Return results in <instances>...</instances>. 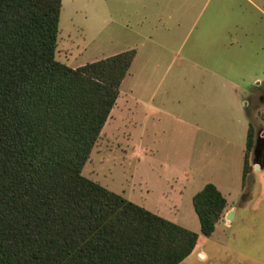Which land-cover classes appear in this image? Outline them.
<instances>
[{
    "label": "rangeland",
    "instance_id": "rangeland-1",
    "mask_svg": "<svg viewBox=\"0 0 264 264\" xmlns=\"http://www.w3.org/2000/svg\"><path fill=\"white\" fill-rule=\"evenodd\" d=\"M59 30L56 60L71 68L136 50L83 176L199 234L208 258L184 264H264L263 199L209 238L191 203L168 194L182 174L215 179L221 162L240 189L235 161L252 125L244 186L264 198V171H254L257 139L264 159V0H62Z\"/></svg>",
    "mask_w": 264,
    "mask_h": 264
},
{
    "label": "trees",
    "instance_id": "trees-1",
    "mask_svg": "<svg viewBox=\"0 0 264 264\" xmlns=\"http://www.w3.org/2000/svg\"><path fill=\"white\" fill-rule=\"evenodd\" d=\"M62 0H0V264H182L199 234L83 176L136 50L56 60ZM255 147L250 125L243 186ZM211 237L227 208L193 198Z\"/></svg>",
    "mask_w": 264,
    "mask_h": 264
},
{
    "label": "crops",
    "instance_id": "crops-1",
    "mask_svg": "<svg viewBox=\"0 0 264 264\" xmlns=\"http://www.w3.org/2000/svg\"><path fill=\"white\" fill-rule=\"evenodd\" d=\"M229 96H230V94H229ZM121 97H122V94L120 93V96H119V98L117 100V104H118V101L120 102ZM232 97L234 99H238L239 96H238V91L237 90H235V92L232 93ZM116 105H115L113 111L111 112V115H110V117H109V119H108V121H107L106 124H108V122H110V120H115L114 119V112L116 110ZM224 105L228 109L230 108V103L228 101ZM249 127H250V125H249ZM104 130L105 129H103V132H104ZM248 131H249V129H248ZM257 141H258V144H259L260 143L259 142V139H257ZM246 142H247V140H246ZM245 151H246V148L244 149V152L242 154V157H237V160L235 161V170H236L235 175L238 174V176L241 177V181H240L241 182V187H240V189H238L236 187L234 189V188H232V185H229V186L226 185V182L228 184V181H229L228 179H226L227 178V175L226 174H228V178L230 177V175H229V173H227V165L225 163L221 162V169H220V171L218 173H214L215 179L212 180V179H209V177H208L207 179L203 178L199 182L198 181L199 179L196 176L195 177L198 180L197 181H194L193 175H195V173L193 175H191V174H182L179 177L180 182H181V186L179 188V191L177 192V191H175V188H172V191L168 193L169 195L170 194H172V195L175 194V196L177 198L176 199V203L179 202L180 204H183L184 205L185 204L184 203L185 200H186V204H187V202H189V204L191 203L192 208L194 210V207H193V198L207 184L212 183V184H214L220 190V192L223 194V196L227 200V208L225 209L224 216L222 217V219L217 224L216 231L209 238H212L213 236H216L217 233H218V230L220 228H221V230H223V229H227L228 227H230V225H227L226 226L227 223H226L225 220H233L232 221V223H233L234 220L237 217L241 216L242 213H244L245 211H250V212L253 211L254 213L255 212H258L257 210H258V207H259V203L261 202L262 199L264 200L263 196L261 197V195L258 198H256V199L251 196V193H252L251 191L253 190V187L252 188H249V191H247L248 189H246L245 186H243V170H244ZM255 156H256L255 163L256 164L259 163L260 166H259V169L257 167V168L254 169V171L255 172H258V173L261 172V171H264V159L262 161H258L257 159L260 156H258L256 153H255ZM195 168H197V167H195ZM224 172L226 174H224ZM184 181H186V183ZM195 182L198 183V186H197V189L195 188V190H193V187H194V183ZM191 186H192V190H191V192L189 194H187L188 187L190 188ZM262 193L264 194V192H262ZM251 200H252V202H251ZM189 208H190V205H189ZM194 212H195V210H194ZM195 214H196V212H195ZM158 215H160V214L158 213ZM180 215H182V214H180ZM190 215H191L192 218H194V215H193L191 209H190ZM196 216H197V214H196ZM230 216H231V219H228V217H230ZM197 218H198V216H197ZM182 219L185 220V218H183V217H182ZM198 220H199V218H198ZM182 225H184V224H182ZM200 246H201V238L199 237V241H198V244H197L194 252L182 264H184L187 260H189L190 258H192V256H194V255L198 256L202 260L204 259V257H205V259H207L208 258V255L206 254V252H204L201 249Z\"/></svg>",
    "mask_w": 264,
    "mask_h": 264
},
{
    "label": "flooded vegetation",
    "instance_id": "flooded-vegetation-1",
    "mask_svg": "<svg viewBox=\"0 0 264 264\" xmlns=\"http://www.w3.org/2000/svg\"><path fill=\"white\" fill-rule=\"evenodd\" d=\"M259 146H261V145H258L257 146V151H256V154L258 155V156H261L262 155V151L260 150V148H259Z\"/></svg>",
    "mask_w": 264,
    "mask_h": 264
},
{
    "label": "water",
    "instance_id": "water-1",
    "mask_svg": "<svg viewBox=\"0 0 264 264\" xmlns=\"http://www.w3.org/2000/svg\"><path fill=\"white\" fill-rule=\"evenodd\" d=\"M257 146H258V142H257V145H256L255 153H256V151H257ZM228 219H231V216L228 217Z\"/></svg>",
    "mask_w": 264,
    "mask_h": 264
}]
</instances>
